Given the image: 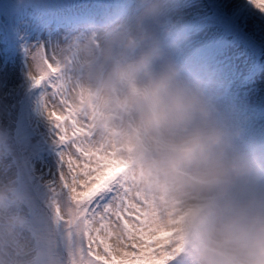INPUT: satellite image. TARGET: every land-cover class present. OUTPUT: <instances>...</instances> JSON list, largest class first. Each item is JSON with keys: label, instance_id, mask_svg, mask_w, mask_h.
Segmentation results:
<instances>
[{"label": "rangeland", "instance_id": "rangeland-1", "mask_svg": "<svg viewBox=\"0 0 264 264\" xmlns=\"http://www.w3.org/2000/svg\"><path fill=\"white\" fill-rule=\"evenodd\" d=\"M227 1L229 0H225V3ZM35 3L44 9H51L53 7L52 3L47 5H44L40 1ZM163 3L165 4L166 0ZM237 4L244 6V14L240 18L233 17L232 14L230 16L227 14V17L222 18L221 16H224L226 12L230 13L232 11L233 6L227 10L220 6L219 0H215L211 4V8L219 11V14L213 17V20L218 21L219 24L207 29L204 32L205 34L199 38L214 37L223 33L227 28L228 30L238 28L247 37V40L243 41V44H239L240 48L236 53L243 55L237 61L238 65H240L238 68L239 72H241L243 69L245 71L250 65L249 60L251 57L244 54L252 52V50L258 47L253 43L264 47V1L242 0ZM176 12L175 8L170 10L166 7L164 11L161 9L159 16L163 18L171 14L169 19L173 20ZM204 13H207V10ZM144 19L146 21L149 20V18ZM237 19L239 20L237 21ZM137 25L136 28L145 27L146 23L140 21ZM107 40L105 39V45L108 48V54L118 49L115 45H111V41ZM49 43L47 40L45 45ZM51 43L54 45L53 39ZM38 44L33 45L32 48L38 49ZM57 53H60V55ZM57 53L56 56L60 58H63L66 54L63 47ZM30 58L33 62L34 73H43L41 71L39 52L35 49L31 50ZM252 58V61L255 62L256 57L253 56ZM27 61L28 59L18 60L17 65L20 71L16 74L14 81L0 88V115H2L0 119L3 117L5 120V122L0 121V219L24 222L33 229L36 234L37 253L40 257L38 264H93V261L84 255V244L81 237L80 216L83 214L84 206L77 207L72 205L67 199L68 197L63 191L62 186H66L69 194L72 197H76L79 191L91 182L94 174L101 168L114 163L112 161L115 160L120 161L121 159L136 157L135 139L129 132L126 124L127 121H131L133 118H128L122 123L113 120V123L107 127L105 134L97 132L91 141H87L85 140L86 133L90 130H97L98 123L102 122L100 117H98V113L103 111L98 110L96 114L86 112L87 117H85L83 109L85 102H82L83 94L85 92V96H87L89 91L83 90L81 92L82 95L77 97L75 101L71 95L68 96L66 94V92H69V88L65 86V93L62 99L74 104L77 110L76 116H74L75 124L71 126L66 125L65 130L71 132L72 129L76 128L77 131L78 129L80 130V135L61 153L53 151L49 156L37 154L36 150L39 148L44 149L48 146L45 144L46 141L51 142L50 146H52L55 142L67 137V134L63 131H60L59 134L56 132V137L55 131L52 132L51 130V126L52 124L57 126V124L50 117L51 111L66 113L67 109L56 103L54 105L49 103V109L51 110L49 112L46 109L48 105L45 107V104H43L37 111L38 116L35 121L44 130H47L46 133L42 131L34 135L26 127V124L20 122L23 142L27 145L26 149L29 153H33L34 155L27 163H24L20 159L15 144L17 136L14 137V134H16L17 115L13 107L14 105L11 106V102L14 103V101L13 99L5 100L6 98L4 99L2 95L4 94V90L12 87L15 81L26 77L28 72H30V65ZM89 61L92 72L95 62L92 57H90ZM148 73L147 79L143 78V80H146V83L152 86L153 93L158 99L161 109V134L164 133V135L160 136L159 134L156 136L144 133L141 143H147L148 141L156 143L159 139L175 140L177 142L180 140L187 141L191 135L200 133L211 134L209 129L205 131L201 129L196 130L195 123L199 121V117L202 115L201 101L193 105L187 102L185 89H183L180 80L173 77L171 67L163 57H160L156 61ZM89 78L91 79V74ZM86 79L88 80L87 75ZM83 83L85 84L86 81ZM78 84L80 86L81 83ZM68 85L71 86V92H75L71 82ZM240 86L243 100H254L263 94L264 74L253 83L244 84V82L240 81ZM105 101H108L109 109L106 111V114H108L113 103L108 98ZM136 108L138 115L132 109L129 117L133 116L138 125H141L140 128H142L146 118L144 109L141 105L136 106ZM206 119V117L203 119L204 123ZM209 125H212L211 121H209ZM40 134H46V136L40 139ZM203 143L211 145V148L206 145L203 146V154H212L217 162L225 159L216 137L211 135ZM106 150H110L112 153L107 154ZM40 162L42 164L37 168ZM31 166L32 170H30ZM198 168L193 167L202 176L217 177L228 173L227 166L222 164H220L219 169L215 168L214 165H201ZM2 174L5 176H1ZM33 174H39L43 176L44 180L54 182L57 197L53 201L60 205L62 209L60 215L68 218L69 222L67 224L62 225L58 223L57 219L49 214L47 210L39 207L37 198L38 187H34L33 185L34 181L31 177ZM147 179L152 181L151 176ZM255 187L257 190H251ZM194 193H197L196 188L183 181L171 180L168 174L165 173L160 183L152 189H146L145 185L143 184L142 186L140 182L135 183L133 193L130 194L126 201L119 200L115 203L110 209L108 218L101 215L99 220L93 221L95 217V214H93L94 206H90L89 209H91L92 214L89 215L91 216L89 227L92 235L90 236L89 244H91L92 249L89 252L107 259L110 257H119L121 261L132 259L138 252L146 249L149 244L155 243L159 236L162 235L161 233L150 241L142 233L143 222L164 207H168V212L170 211L169 216H165V219L173 217L188 201L193 199ZM7 195L18 197L19 200L21 199L27 206L31 207L34 211L33 218L31 220L29 218L25 219L24 212L20 207L9 209L8 202L5 200ZM95 195L96 193L93 192L89 198L96 199ZM228 198L230 204L226 206L224 216H221L217 235L222 238L223 242L228 240L224 244L225 247L233 251L240 258L253 264H264V254L254 258L256 257L254 253L260 252V249L264 248V188L252 186L249 184V181L241 178L238 185L228 193ZM171 224L172 221L167 226ZM233 225H237L235 230H231ZM0 240L7 244L5 247H0V264H34L33 261L27 263L31 254L35 251V246L31 244L25 233L8 228H0ZM183 243L184 239L181 238V242L175 246L173 251L163 252V255L167 259L171 256L181 258L182 255L179 248L183 247ZM11 246H15L21 252V257L14 258L12 256L11 252L7 250ZM204 263L224 264L218 258L210 255H205Z\"/></svg>", "mask_w": 264, "mask_h": 264}, {"label": "bare ground", "instance_id": "bare-ground-1", "mask_svg": "<svg viewBox=\"0 0 264 264\" xmlns=\"http://www.w3.org/2000/svg\"><path fill=\"white\" fill-rule=\"evenodd\" d=\"M161 1H165V0H155L154 3H152L149 7H146L145 9H143L137 16H130L127 18L128 24L137 22L138 20L144 22V18H150V21L147 22L148 33H147V35H145L144 40H146L147 36L153 35L155 33V30H154L155 27H159V25L167 23L170 21L167 17H165V18L159 17V12L161 11V9H164V7H162ZM187 1L188 0H166V3H167L166 6L167 7H169L170 9L175 8L177 10V12L175 13L176 16L173 18V23L177 22L182 16L186 15L187 13L194 12L198 8L200 9L201 4L192 8V7H189V5H185V3ZM240 1H242V0H229L226 2L227 3L226 4L225 0H222V1L220 0L219 3H220L221 7H224L227 10H229L230 7L234 6L235 4H237ZM262 1H264V0H262ZM179 14H182V15L179 16ZM59 38H60L59 35L58 36L55 35L53 37V44H54V48L56 51L60 50L62 48V45L59 42ZM27 63L30 65V70H29L30 73H28V74L30 76L34 77L35 74H34V70H33L32 60H28ZM19 71L20 70H19V66L17 65L16 59H11V60L6 61V62H3L0 60V88L2 86L5 87L6 84L13 82L15 77H16V74H18ZM17 81L14 82V85L17 83ZM193 91H195V90H193ZM193 91H190L191 93L189 92L187 95V98L189 100H196V99H203L204 100V97L202 96L201 93L197 92L194 95ZM0 116H2V115H0ZM0 121L5 122L3 117H1ZM218 131L220 133H222V131H220V130H218ZM41 164H42V162L38 163L37 168H39ZM1 176H5V175L2 174ZM166 199H169V198H166ZM169 203H171V202L169 201ZM8 208L9 209H15L16 207L15 206H9ZM168 210H169L168 207H164L159 212H157V213L155 212V215L152 214V217H148L147 220L145 222H143L144 225L142 226V233L145 236H147V238H149V239L154 238L157 235H160L161 233L162 234L164 232L166 233L167 230L171 227L170 225L169 226H167V225H168V223H170V221H172L173 217H171L172 219L171 218L165 219V216L170 214V211L168 212Z\"/></svg>", "mask_w": 264, "mask_h": 264}]
</instances>
